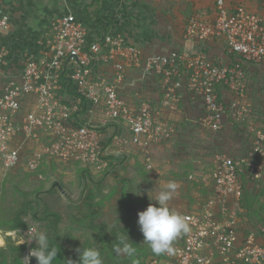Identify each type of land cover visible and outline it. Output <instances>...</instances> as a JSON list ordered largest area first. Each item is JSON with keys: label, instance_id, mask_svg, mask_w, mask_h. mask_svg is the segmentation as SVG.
Segmentation results:
<instances>
[{"label": "built area", "instance_id": "built-area-1", "mask_svg": "<svg viewBox=\"0 0 264 264\" xmlns=\"http://www.w3.org/2000/svg\"><path fill=\"white\" fill-rule=\"evenodd\" d=\"M7 1L0 0V182L23 162L37 171L52 158L67 165L81 161L96 171L112 163L119 167L122 163L111 155H128L135 147L150 169L155 167L151 146L173 137L172 120L181 104L200 101L201 121L211 131L240 122L256 109L243 64H264V12L245 2L216 0L212 14L199 9L185 20L184 39L200 49L147 54L123 33L91 39L89 26L68 12L54 19L52 33L40 43L42 56L24 52L14 61L3 43L11 28ZM214 39L225 45L220 57L203 48ZM134 71L155 78L163 91L160 104L124 95ZM261 104L262 115L254 112L259 119L246 127L247 151L215 153L210 190L193 208L179 212L190 231L172 243L168 258L154 257L150 264H264V211L251 216L241 206L249 185L264 191V88ZM87 108L81 119L80 111ZM106 125L115 131L109 134ZM28 229L23 235L6 233L22 243Z\"/></svg>", "mask_w": 264, "mask_h": 264}, {"label": "rangeland", "instance_id": "rangeland-1", "mask_svg": "<svg viewBox=\"0 0 264 264\" xmlns=\"http://www.w3.org/2000/svg\"><path fill=\"white\" fill-rule=\"evenodd\" d=\"M146 1H149V3L152 1L149 5L153 4V7H155L152 8L158 15H156V18L166 19L167 21L165 22L168 26H170L168 21L172 18H174L175 23L182 22L184 24L185 18L183 20L181 19L180 12L184 11L187 3L191 1L195 3V0ZM209 1L207 0L206 2ZM251 1L248 2L245 0L247 5H252L254 8L257 6L258 10H260L259 8L263 9L264 0ZM260 11L263 12L264 10ZM151 20V18L139 21L133 20V25H138V30L140 31L146 28L152 31L157 29L155 23L156 25L157 23H163L160 19H157L154 23ZM168 29L170 32H180V29ZM143 38L145 37L141 35L140 39L143 40ZM250 67L249 73H247L250 85L249 95L253 99L257 109L260 107L262 101L263 88L260 86H264V64ZM202 111L203 108L200 101H190L181 107V110L175 116V120H184L186 127L179 132L177 131L178 133H175L169 142L167 141V143L161 146H156L155 155L153 156L155 168L150 172L151 174L141 175L140 169L134 166L133 162L135 159L133 158L135 157V152H138L137 150H133V154L130 153V156L123 162L122 166L119 169H115L117 172L115 170L111 171L110 174L103 178H101L102 173H93V177L91 175L83 176L81 169L85 167V164L81 161L63 165L57 160L55 164L56 168L53 171H48L43 177L36 176L34 178L31 176L26 178L23 172H18L17 175V171L9 175L7 180L11 181L10 183L12 185L7 189V202L3 201L0 206L11 204V199L17 194V186L22 189L31 190L42 184L43 188L40 196L46 199V203L50 205L53 211L59 212L62 215V219L59 222V228L62 234L71 233L73 240L77 238H81L82 240L91 239L96 248L100 246L97 241L96 232L85 228L75 220V217L82 216L88 211L84 202L89 189H93L96 192L97 198L95 202L99 201L101 203V205L96 204V207L100 209V214L97 216L95 223L97 225L102 222L107 223L109 231L112 228L123 225L119 217L124 209H130L138 215L139 212L146 210L150 203L158 206V202L149 199L148 193L150 197L155 198L168 182H175L178 186L173 199L169 202V207L175 209L177 212L191 209L197 204L198 199H201L210 190L212 162L215 153L219 152L214 151L218 149L231 151L234 148L239 150L242 147L241 140L238 138L237 140H233L234 135L239 137L241 134L240 130H237L238 133H236L233 129V123L229 122L222 130H208L204 128L201 121ZM257 114L259 113L257 112ZM252 117L256 118V115ZM108 132L109 134L112 133L111 130ZM135 149L137 148L135 147ZM143 154L142 152L139 155V161L141 162H143ZM87 166L92 171H95L93 166ZM189 172H191L189 175L190 179L186 177V173L189 174ZM45 177L47 178L44 179ZM43 179L46 180L45 183H42ZM248 187L249 193H253V191L259 194L261 192L262 194L264 193V191H260L252 185ZM54 189H56L55 192H50V190ZM253 199L254 204L252 205L253 208L250 214L251 216L254 214L256 216L258 214L261 215L264 211V195L260 196L258 201L255 197ZM27 219L31 225L35 224L37 230L44 231V227L48 223L47 219L33 221L30 216ZM0 235L2 238L0 240V246H6V236L8 234L6 231L0 230ZM140 240L142 241L144 239ZM27 244L30 247L29 251L35 249L33 247V244H36L35 241H33V244ZM28 249L24 258L27 257Z\"/></svg>", "mask_w": 264, "mask_h": 264}, {"label": "trees", "instance_id": "trees-1", "mask_svg": "<svg viewBox=\"0 0 264 264\" xmlns=\"http://www.w3.org/2000/svg\"><path fill=\"white\" fill-rule=\"evenodd\" d=\"M199 11V8H195L194 6L190 8L189 12L185 14V20L192 14L196 13ZM98 12V10H97ZM185 12V11H184ZM210 14H212V10L209 11ZM88 11L87 8L83 11L82 16H80V19L83 20L88 26ZM91 28V27H90ZM3 43H5L9 48L11 49V52L13 53V46L11 41H9L6 37H3ZM22 54H20L21 56ZM229 57L233 58L236 61H240V58L233 56L232 54H229ZM243 67L247 73H249V69L251 68L249 64L244 63ZM153 77L150 76V79ZM149 79V80H150ZM152 80L156 81L155 78ZM249 82V81H248ZM157 85H153L152 87H155ZM250 86V85H249ZM260 87L264 88L263 85ZM157 89L161 90V95L160 98L157 99L156 101L153 102V105H158L162 102V97H163V91L161 89V86H157ZM146 99L145 97H143ZM262 105V104H261ZM260 105L259 108L255 109L254 112H258L260 115H262V106ZM181 106H185L181 104ZM89 108V107H88ZM88 108L86 110H81L79 113V117L82 119V116H85V111L89 112ZM156 108V106H154ZM84 112V113H83ZM254 112L250 114L246 119H243L240 122L231 120V123H233L232 127L238 133L237 130L241 131V134L239 137L237 135L233 137V140H241L242 147L238 150L237 148L231 149L230 150H215L216 151H229L233 154L241 153L244 151H247L248 146H249V135L246 133V127L252 120H258V116L256 118L252 117L254 115ZM164 115L168 119L170 118V112L168 110H164ZM251 117V120L249 121ZM175 118V117H174ZM172 123L175 125L176 132L178 133L179 131L183 130L186 125L185 121H177V120H172ZM243 126V127H242ZM109 125H106V129H109ZM240 128V129H239ZM178 131V132H177ZM121 130L116 131L112 136H116L117 134H120ZM128 133L127 136H129L130 141L132 142V139L134 135L132 134L133 132H126ZM109 138L108 142L110 144L111 139ZM242 137V138H241ZM173 138V137H172ZM171 138V139H172ZM171 139H166L163 140L161 143L154 145L151 147V155H155V148L156 146H161L167 141ZM174 141V140H173ZM134 147V144L130 145V149ZM137 150V149H136ZM132 151L129 152V156ZM142 153L141 151H138L137 153L135 152V161L133 162L135 167H138L140 169L141 175H148L150 172L154 170L155 167L153 168H148L145 163V154H143V162L139 161V155ZM133 154V153H132ZM27 155V152H24V156ZM128 155L126 153H115L111 155L112 160H117L118 162H123L128 159ZM57 160L52 158V159H45L44 163L40 166V168L37 171H30L27 169L25 162L20 164L18 167H15L10 171V175L18 172H23L24 177H39V173L47 174L48 171H53L56 167ZM60 164H64L61 161H58ZM194 164V162H192ZM119 167H114V164L112 163L110 168H107L103 171H92L87 165L81 169V172L83 176H92L93 173H102L101 178L105 177L106 175L110 174L111 171H114L115 169H119ZM26 168V169H25ZM27 170V171H26ZM25 171V172H24ZM117 172V170H115ZM151 174V173H150ZM191 172L186 173V177L190 179ZM9 177L5 178L4 181L0 182V204L3 203V201L7 202V189L11 187V181H8ZM45 177L44 179H46ZM42 181V183H45L46 180ZM7 180V181H6ZM25 180V179H24ZM3 183V184H2ZM17 188V194H15L13 199H11V204L10 205H2L0 206V230L6 231V232H12V231H17L19 235H23V231L28 229L31 226V223L28 221L27 217L30 216L33 221H43L44 219H47L48 223L44 227V231L47 232L49 235V240L52 245H55L57 248L60 249L57 255V260L54 262V264H66V260L71 259L73 261L79 262L80 258V252L77 251V249H82L83 247H95L94 242L91 239H72L71 233H66L62 234V231L59 228V222L62 219V215L59 212H55L51 209L50 205L46 203V199L44 197L40 196V193L42 192V184L39 187H35L31 190L28 189H22L19 186ZM249 187L245 188L243 199L241 202V206L246 208L249 213L252 211V205L254 204V199L253 197L256 198L258 201V198L262 196V192L255 193H249ZM56 189L50 190V192H55ZM254 195V196H253ZM86 200L84 202V205L87 207V212L84 213L82 216L75 217V220L82 224L85 228H89L90 230H93L97 234V241L100 244L97 249L100 251L102 259H103V264H150V259L157 257L158 259H166L168 258L167 253L161 254V255H155L152 253L150 247H147L146 243L144 240V236L142 232L140 231V227L138 225V215L134 213L130 209H124L122 211V214L120 215V221L123 222V225L117 228H112L111 231H109L107 227V223L102 222L101 224L97 225L95 223V220L97 216L100 214V209L96 207L97 205H101L99 201H96V192L93 189H89ZM263 199V198H262ZM253 202V203H252ZM100 207V206H99ZM255 215V214H254ZM256 216V215H255ZM259 216V214L257 215ZM119 235H124L128 238L129 242L133 245V247L136 248V253L132 257H128L125 255H118L114 251V245L116 244V237ZM7 245L6 246H0V264H27L26 260L24 259V255L27 252L28 249V244L27 242L25 243H17V241L12 238L11 235H7ZM177 240V238H176ZM175 240V241H176ZM174 241V242H175ZM143 244V245H142ZM36 244H33V247H36ZM143 246V247H142ZM96 248V247H95ZM148 258V259H147ZM147 260V261H146Z\"/></svg>", "mask_w": 264, "mask_h": 264}, {"label": "crops", "instance_id": "crops-1", "mask_svg": "<svg viewBox=\"0 0 264 264\" xmlns=\"http://www.w3.org/2000/svg\"><path fill=\"white\" fill-rule=\"evenodd\" d=\"M206 1L195 0V3L193 1L187 3L184 9L185 12H180L181 19L183 20L186 17L185 14L189 12L191 8L189 5L194 6V9L211 11L216 0ZM231 1L233 3L245 2V0ZM150 3L146 0H8L4 4H6L5 11L10 16L11 28L4 32V37L12 43V59L14 61L24 52L42 56L44 47L40 43L52 33L54 19L68 12H72L80 18L85 8H87L88 14L86 15H88L91 39L104 33H123L131 42L142 47L147 54L167 52L175 47L201 48L199 44L194 45L184 39V24L182 22L175 23L174 18H172L168 21L170 23V26H168L165 22L166 19L156 18V11L153 10L155 7H153V4L149 5ZM249 6L253 10H258L257 6L255 8L252 5ZM259 9L264 10V7ZM150 18L153 23L157 19H160L163 23H157V25L155 23L157 29L152 31L148 28L145 30L142 28L143 30L140 31L138 25H133V20L139 21ZM168 28L171 30L173 28L180 29V32H170ZM141 35L145 37L143 40L140 39ZM203 48L209 54L220 57L225 50V45L220 39H214L206 43ZM135 76H137L136 79ZM149 79L150 75H143L140 71H134L128 82L129 85H125L122 92L129 99L138 100L137 94H139L142 98L145 97L153 103L160 98L161 90L157 89V86L160 85L152 80L153 78ZM153 85L157 86L152 87ZM110 127L109 131H115L114 125Z\"/></svg>", "mask_w": 264, "mask_h": 264}, {"label": "clouds", "instance_id": "clouds-1", "mask_svg": "<svg viewBox=\"0 0 264 264\" xmlns=\"http://www.w3.org/2000/svg\"><path fill=\"white\" fill-rule=\"evenodd\" d=\"M177 187L175 182H168L155 198L150 197L148 193L149 199L158 202V206L150 203L146 210L138 213V225L144 236V242L155 255L170 251L176 238L190 231L187 219L169 207V202L173 199ZM116 238L114 251L118 255L128 257L135 255L136 248L126 236L119 235ZM33 241L38 247L32 249L31 255L37 258V264H54L60 249L50 243L47 232L29 227L27 236L22 243H32ZM77 251L80 252L79 262L68 259L66 264H103L101 253L97 248L83 247ZM24 259L29 264V258L25 257Z\"/></svg>", "mask_w": 264, "mask_h": 264}, {"label": "water", "instance_id": "water-1", "mask_svg": "<svg viewBox=\"0 0 264 264\" xmlns=\"http://www.w3.org/2000/svg\"><path fill=\"white\" fill-rule=\"evenodd\" d=\"M28 257H29V264H37V258L31 255V251L28 252Z\"/></svg>", "mask_w": 264, "mask_h": 264}, {"label": "bare ground", "instance_id": "bare-ground-1", "mask_svg": "<svg viewBox=\"0 0 264 264\" xmlns=\"http://www.w3.org/2000/svg\"><path fill=\"white\" fill-rule=\"evenodd\" d=\"M2 238H1V235H0V240H1Z\"/></svg>", "mask_w": 264, "mask_h": 264}]
</instances>
